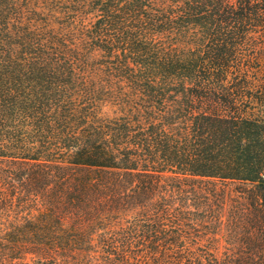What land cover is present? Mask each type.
Segmentation results:
<instances>
[{"label":"trees","instance_id":"16d2710c","mask_svg":"<svg viewBox=\"0 0 264 264\" xmlns=\"http://www.w3.org/2000/svg\"><path fill=\"white\" fill-rule=\"evenodd\" d=\"M0 264H264V0H0Z\"/></svg>","mask_w":264,"mask_h":264},{"label":"rangeland","instance_id":"374dc122","mask_svg":"<svg viewBox=\"0 0 264 264\" xmlns=\"http://www.w3.org/2000/svg\"><path fill=\"white\" fill-rule=\"evenodd\" d=\"M227 241L230 242V240L227 239ZM232 241V240H231ZM225 246L229 247V245H226L225 240L222 239L219 243V251H218V255H226L229 254L228 251H225Z\"/></svg>","mask_w":264,"mask_h":264}]
</instances>
